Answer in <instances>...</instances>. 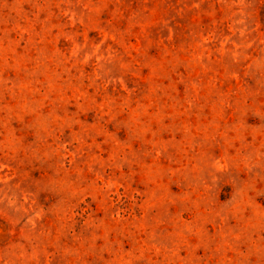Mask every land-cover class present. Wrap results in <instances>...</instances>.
<instances>
[{"label": "rangeland", "instance_id": "1", "mask_svg": "<svg viewBox=\"0 0 264 264\" xmlns=\"http://www.w3.org/2000/svg\"><path fill=\"white\" fill-rule=\"evenodd\" d=\"M0 264H264V0H0Z\"/></svg>", "mask_w": 264, "mask_h": 264}]
</instances>
